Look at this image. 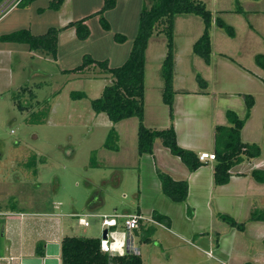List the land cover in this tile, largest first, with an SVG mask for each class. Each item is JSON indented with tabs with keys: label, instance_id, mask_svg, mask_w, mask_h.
<instances>
[{
	"label": "rangeland",
	"instance_id": "1",
	"mask_svg": "<svg viewBox=\"0 0 264 264\" xmlns=\"http://www.w3.org/2000/svg\"><path fill=\"white\" fill-rule=\"evenodd\" d=\"M9 1L0 3V36L20 28L41 34L49 27H62L63 15L74 21L77 19L71 16H78L80 12H88L78 19L86 18L90 34L86 39L79 40L74 28L66 27L58 47L60 61L45 53L32 56L30 53L35 52L28 50L24 43L0 40L1 179L10 186L19 177L23 178L24 187L28 185L35 192L36 205L40 204V199H48L47 209L60 213L51 218H56L55 221L63 223L64 227L67 223L71 226L72 220L68 213L73 210L84 212L88 207L98 208L105 213L136 210L140 181V188L144 190L150 185L151 177L156 176L151 156L137 153V118L131 117L129 122L122 120L115 129L120 133L114 139L119 151L105 148L103 141L109 128H115L114 124L104 113H95L88 99L73 100L68 93L80 90L88 98H96L103 86L111 81L110 75L96 65H90L80 72L67 73L62 70L79 65L86 54L96 60H106L109 67L122 64L132 46L139 11L146 0H116L113 8L103 12L109 29L101 27L98 14L93 15L102 7L103 0H64L58 10L48 8L49 0H33L27 6L8 4ZM202 1L213 18L220 16L230 25L240 24L239 20L242 19L247 24V18L253 22L252 16L243 17L246 13L235 11L238 6L264 7V0ZM261 17V25L255 27L256 32H259L258 40L250 46L253 52L262 50L258 53L264 51V16ZM174 22L173 88L174 91L177 89L189 94L198 91L209 93L205 107L191 106L190 109L197 116L192 121V129L202 132L199 146L210 152L216 110L226 104L229 98L237 97L235 92H247L249 84L242 77L244 72L241 69L239 73L236 72L239 70L237 66L231 63L224 66L218 61L222 50L220 45L229 53L234 50L230 37L221 28L214 23L211 25V64L207 67L191 49L202 32L201 18L193 14H178ZM238 31L237 40H240L243 31L239 27ZM68 32L74 36L69 37ZM115 33L125 35L126 39L116 41L113 38ZM148 43L145 53L143 123L147 127L161 129L170 124L169 108L161 99L160 66L166 51V38L162 33L155 32ZM72 73H79L78 78H73ZM196 73L206 80L205 88L198 85ZM22 88H25L24 93ZM29 89L35 94L32 100ZM14 93L18 94L15 100L18 99L24 105V110L17 106L18 103L12 97ZM227 107L223 106L226 110L232 109ZM46 109L48 113L44 123L29 124L26 121L31 112H35L34 117L38 118H33L38 120L40 113ZM198 116L206 118L199 119ZM154 145L157 152L162 148L169 153L160 139ZM28 153L38 154L37 182H33L29 174L24 176L21 169L23 164H19ZM39 155L42 161H39ZM206 162L209 173L202 170L201 178L188 180L190 187L186 202H172L163 197L172 204L178 228L157 226L149 242H141L138 236L134 238L133 247L139 248L143 264H264V220L251 219L255 209L264 211V196L259 194L260 189L253 192L244 188L239 190V186L233 182L215 188L212 161ZM148 190L149 187H146L150 194L152 190ZM141 204L146 210L150 206L148 200H143ZM16 205L24 213L35 212L34 215L15 220L13 230L16 239H26V244H33L35 249L33 241L44 236V223L48 217L40 215L42 211L38 210V206L35 207L37 209H28L23 201ZM187 207H190L191 215L186 214ZM217 213L231 216L241 224V228L230 226L218 218ZM85 218L91 221V225L85 228L87 234L101 236L102 230L98 227L97 219L90 216ZM7 222L0 218V256H4V249H8L11 243L8 231L3 233ZM65 230L67 234H73L69 229ZM54 249H60V244Z\"/></svg>",
	"mask_w": 264,
	"mask_h": 264
},
{
	"label": "trees",
	"instance_id": "2",
	"mask_svg": "<svg viewBox=\"0 0 264 264\" xmlns=\"http://www.w3.org/2000/svg\"><path fill=\"white\" fill-rule=\"evenodd\" d=\"M3 0H0V3ZM33 0H18L16 6H27ZM64 0H49L48 8L58 10ZM116 0H103L102 7L93 13L98 14V21L103 29H109V23L105 19L103 12L115 6ZM239 13H246L242 7L235 10ZM178 14H193L199 16L203 23L202 32L192 44V52L201 58L205 64L211 62V34L212 23L221 28L229 37L234 36V27L226 23L220 16L213 18L211 11L202 0H146L141 5L137 32L132 40V46L122 64L116 67H109L106 60H96L89 54L83 55L79 65L71 69H63L62 72H80L90 65H96L105 73L110 75L111 81L105 84L101 93L96 98H88L84 91L71 90L69 97L73 100L88 99L90 106L95 113H104L114 124L123 119L135 117L138 120L136 138L137 153L152 154L154 142L160 139L162 146L167 148L172 156L177 157L189 172L195 171L205 161H200L198 153L194 150L183 148L178 145L173 125V100L175 91L173 88V65H174V21ZM86 18L69 21L62 27H49L44 33L33 34L27 28H20L9 33L2 34L0 40L9 42L24 43L28 50L35 53H45L52 59H57L58 34L66 27H73L75 36L79 40L86 39L89 28L85 23ZM162 33L166 38V51L161 61L160 74L162 78L161 99L169 108L170 124L161 129L147 127L144 121V89H145V52L148 42L153 33ZM113 38L116 41H124L125 35L115 33ZM256 65L264 70V51L254 55ZM195 78L201 88L207 86L206 80L196 73ZM264 83V78L262 79ZM26 88V87H25ZM25 88H22L23 93ZM30 100L35 94L29 89ZM15 94V93H14ZM12 94L15 100L16 95ZM245 105L243 117H239L232 109L225 110V124H215L213 127L212 153L213 164L212 180L213 184L224 185L230 180V169L245 159L257 157L260 148L256 143L243 142L240 137L241 129L245 120L250 115V110L254 104V97L251 94L242 95ZM18 100V99H17ZM15 100L20 110H24L19 100ZM40 104V103H39ZM32 105V104H30ZM40 111V110H39ZM48 113L42 111L38 117H34L35 112H31L26 121L29 124L44 123ZM35 119H34V118ZM117 132L111 126L103 141V146L107 149L117 151L118 145L114 142ZM33 161L30 166L36 168V154L31 153ZM40 159V158H39ZM156 174L160 183V190L172 202H186L188 196V182L186 179H175L169 173L156 168ZM252 178L258 183H264V170L252 169ZM135 214H139L137 207ZM187 215H191L190 207L186 208ZM218 218L226 221L230 226L241 228L231 216L217 213ZM151 218L155 221L169 226L170 219L167 215L156 210L151 211ZM253 220H264V211L255 209L251 214ZM138 237L141 242H149L156 230L152 223L140 224L137 227ZM101 238V237H100ZM99 237H86L76 235H64L60 240V262L61 264H142L140 254L131 251L122 254H108L100 250ZM217 240V239H216ZM264 245V238L262 239ZM217 243V241H216ZM38 252V251H37Z\"/></svg>",
	"mask_w": 264,
	"mask_h": 264
},
{
	"label": "crops",
	"instance_id": "3",
	"mask_svg": "<svg viewBox=\"0 0 264 264\" xmlns=\"http://www.w3.org/2000/svg\"><path fill=\"white\" fill-rule=\"evenodd\" d=\"M243 9L246 11V15H242V14L241 15L243 17L252 16L254 18L253 22L254 21L255 22L254 23L250 22L251 21L250 18H247V22H248L247 24H245V21H243V19L242 21L238 19L240 24H236V25L232 24L235 33L233 37H230L229 41L231 42V45L233 46L234 50L233 52L229 53L226 50H224L225 48L223 47V45H220L221 47L220 49L222 50L219 53L220 57L218 61L220 64L224 66H229L230 63L237 66V68H239V70H236L237 73H239L241 69L244 72L242 77L246 79L245 82L248 83L249 85L247 86V92H240V90L235 92L237 97L229 98L226 104L222 105L221 108L216 110L215 120H213V127L215 124L226 123V119H225L226 109H224L223 106L227 105L228 106L227 108H232L239 117H243L245 111V105H244L243 97L241 95L245 93L247 94L250 93L254 97V104L250 110L249 117L245 120L244 125L241 129L240 137L243 142L256 143L260 148V154L257 157L245 159L239 164L232 166L230 169V173H231L230 180L227 184L224 185L226 186L230 182H233L237 186H239V190L244 188L249 192H253L254 190L260 189L259 194L264 196V183H258L256 181H252L251 179L252 176L250 175V171L252 169L264 170V83L262 80L264 78V70L259 69V67H256L257 65L253 63L254 55L262 50L253 52L250 49V46L253 45L254 42L258 40L257 36L259 35V32H256L255 27L257 25L258 27L261 25V18H262L261 16H264V7H260V8L252 7V8H243ZM223 11H226V9H224ZM80 13L78 16H71V15L70 16L72 18L78 19L79 17H83L88 14V12H80ZM69 21L71 20H69L68 17L63 15L62 23L67 24ZM86 24H88L87 20H86ZM174 26H175V22H174ZM238 27L243 31L240 40L239 39L237 40L239 33ZM262 27L264 31V23ZM261 29L262 28H260V30ZM66 30L67 28L61 30L58 35L57 59L59 61L61 60V58L59 57L60 54L58 53V47L61 42V36L64 34ZM67 34L69 37L74 36L72 32H68ZM30 54L32 56L39 55V53H30ZM210 64H206V66L208 67L210 66ZM234 69L235 68H232V70ZM78 74L79 73H72V77L78 78L79 76ZM175 91L176 92L173 100V125H174V130L178 145L183 148L194 150L196 153H199L201 151H206L204 148L199 146L201 140L200 141L198 140L201 138L202 132H198V130L195 132V130H193L191 127L192 121H194L197 118V116L194 114L192 109H190V107L191 106H195L198 108L205 107L207 100L209 98V93H206L204 91L201 92L198 91L195 92L194 94H189V93L181 92L180 90L177 89H175ZM258 95H260L259 98ZM204 117L205 116H198L199 119L201 118L204 119ZM123 120L128 121L129 118ZM121 121L114 123L115 129L118 128V124ZM150 127H154V126H150ZM117 133L120 136L119 131H117ZM117 151H119V149ZM210 152H212V150ZM2 154L3 151L0 150V156ZM35 154L36 156L38 155L37 153ZM146 155L151 156L153 163V170L156 176H152L150 185L146 186L149 187V190L150 189L152 190L150 194L149 192L147 193L146 187L144 188V190H141L140 188L141 181H140L138 206H137L140 211L139 214L148 218L151 217V211L156 210L162 214L167 215L168 218L170 219L169 226L160 223L159 225H155L156 228L157 226H163L166 228L168 227L169 229L178 228L174 220L175 214L173 212L175 211L172 209V204H169L163 198L165 195H163L160 190V183L155 170L156 168L160 167L164 171L169 173L173 178L175 179L184 178L188 182L189 179L195 180L196 178H201L200 172L202 170L205 171L206 173H209L208 170L206 169L208 167L207 162L205 161V164L201 165L195 171L189 172L186 166L183 163H181V161L177 157L172 156L171 154L169 155V153H167L166 150L164 151L162 148H159V151L157 152V150L154 149L153 147V153ZM41 157L42 156L39 155L40 158L39 161H42ZM31 161H33V158L31 157V153H28L27 156H24V160H22V162H20L19 164L21 163L23 164L22 167L20 166L23 175L25 176L26 174H29V177L33 179V182L35 181L37 182L39 177V170L37 166L36 168H34L35 166H30ZM21 179L23 180V178L19 177V180H16L15 183L9 186V184L6 183L4 179H1L0 177V218H2L4 222H7L9 220L5 225L3 224L4 225L3 233L6 234L7 233L6 231H8L9 236L11 237L10 246L8 247V249H4L5 252L4 256H0V264H61L60 249H54V248L56 245L60 244V240L64 235L98 237L96 235L93 236L87 234V230L85 228L91 225V221L89 222V225L84 226L83 224L78 222V219L75 215L82 214L85 215V217H87L86 215H90V217H95L99 222V218L97 216H91V215L103 214L105 212H101V210H98V208H89V207L86 208L87 210L84 212H77L76 210H73L70 213H68V216L71 217L72 220L71 226L67 223V225L64 227L63 223H59V221H55L57 220L56 218L55 219L51 218L60 215V213L49 211L47 209L49 200L46 198L40 199V204L36 205V199L34 197L35 192L31 189L30 186L28 187V185H26L25 188L24 180L22 181ZM27 180L30 182L29 179ZM214 186L215 188H218L220 185L218 186L214 185ZM189 187L190 186L188 182V191H189ZM147 198H150L151 200ZM143 200H148L150 203V206H148L149 208L147 210L143 208V205L141 204ZM21 201L24 202V206L26 205L28 209L38 208L39 211H42L40 215H44L45 217H48L45 219L46 223H44V231H43L44 236L40 238H35L33 241V243L36 244L35 249H33V244L30 243L28 245L26 244V239L25 241L20 240L19 238L16 239L14 236L15 232L13 233L14 224L16 223L14 222L15 220H20L23 219L25 216H30L35 214L34 211L24 213L22 212V210H18L16 204L20 203ZM53 205L55 206V203ZM117 213L132 214L135 213V211L133 210L120 211ZM48 220H52V221H48ZM141 223L144 224L147 222L143 220ZM98 225H99L98 227H100V223H98ZM65 229H69V231L73 234H67V232H65L66 231ZM115 230H116L115 235L119 237L117 239V243H118L121 239L120 229L116 228ZM101 236H99V238ZM49 246H51V249H49ZM117 250L121 251V249L116 248V251ZM139 254L141 256L140 250H139ZM141 259L143 264L142 256Z\"/></svg>",
	"mask_w": 264,
	"mask_h": 264
},
{
	"label": "built area",
	"instance_id": "4",
	"mask_svg": "<svg viewBox=\"0 0 264 264\" xmlns=\"http://www.w3.org/2000/svg\"><path fill=\"white\" fill-rule=\"evenodd\" d=\"M17 2L18 0H10L8 4L12 3V5H15ZM198 158L200 161L211 160L214 158V154L212 152L201 151L198 153ZM75 216L77 217L78 222H80L84 226L89 225V221L85 218V215L76 214ZM91 216H97L99 218L101 230H106L105 237L101 236L99 245L100 250L108 254H122L126 251H131L133 253L138 254L139 249L137 247H133L134 238L136 237L134 235L133 230L137 229V227L141 224L143 220L154 225L160 224L151 217L147 218L135 213L121 214L113 212L95 214ZM116 228L120 229L121 235V239L118 243L117 239L119 237L115 235ZM116 248L121 249V251H116ZM208 254H210V252H208Z\"/></svg>",
	"mask_w": 264,
	"mask_h": 264
},
{
	"label": "water",
	"instance_id": "5",
	"mask_svg": "<svg viewBox=\"0 0 264 264\" xmlns=\"http://www.w3.org/2000/svg\"><path fill=\"white\" fill-rule=\"evenodd\" d=\"M133 232H134V235H135V236H138V231H137V229H134ZM105 234H106V230H103V231H102V236L105 237Z\"/></svg>",
	"mask_w": 264,
	"mask_h": 264
}]
</instances>
